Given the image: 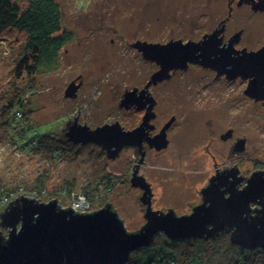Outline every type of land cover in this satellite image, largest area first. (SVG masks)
<instances>
[{"label": "rangeland", "instance_id": "obj_1", "mask_svg": "<svg viewBox=\"0 0 264 264\" xmlns=\"http://www.w3.org/2000/svg\"><path fill=\"white\" fill-rule=\"evenodd\" d=\"M15 1L27 5V0ZM55 1L62 11L63 29L73 39L50 66L35 73L18 68L22 46L9 34L0 36V216L23 194L45 202L57 198L64 208L85 197L93 200L95 210L112 203L127 229L135 231L145 223V209L141 190L129 180L133 150L110 158L94 143L69 141L68 125L77 118L92 128L116 120L127 126L134 113L126 115L119 104L125 88L138 81L136 74L144 62L128 42L201 33L228 15L229 0ZM256 25L246 9L238 10L231 20L233 29L250 31ZM195 72L205 75L191 71L190 88L180 92L166 82L159 92L168 116L176 114L178 121L169 132V147L160 154L150 153L153 165L144 170L152 182L154 208L173 209L178 216L198 201L197 189L217 163L238 160L248 177L254 170H264V105L250 103L242 90L203 84ZM80 79L84 86H79L76 96H66L68 85ZM165 120L160 116L158 122ZM229 128H234V136L224 141L220 134ZM43 134L44 144L54 136L71 145L61 154L46 153L39 147ZM236 137L247 139L240 157L231 153ZM255 162L263 164L262 169H255ZM0 231L8 235L9 229L0 224ZM184 241L173 244L159 233L149 245L132 252L129 264H142L159 252L191 264H231L239 255L240 247L231 243L229 232L193 240L194 247Z\"/></svg>", "mask_w": 264, "mask_h": 264}, {"label": "water", "instance_id": "obj_2", "mask_svg": "<svg viewBox=\"0 0 264 264\" xmlns=\"http://www.w3.org/2000/svg\"><path fill=\"white\" fill-rule=\"evenodd\" d=\"M214 35L186 43L138 40L134 46L162 67L153 74L151 82L162 80L171 68L185 67L197 56L220 72L231 65L245 76L251 73L258 79L264 76V47L257 52L243 50L240 56L231 58L226 52L216 50ZM79 86L80 83L72 81L65 95L76 96ZM251 89L252 83L247 91L251 93ZM135 91L137 89L125 94L121 106L134 104ZM145 123L126 131L119 121L96 128L75 122L68 126L66 136L75 144L101 145L110 158H115L124 145L141 139ZM170 123L157 136L161 137L163 145ZM245 143L246 138L238 142L241 149ZM244 180L237 170L222 174L217 183L203 189L202 204L195 206L190 214L178 216L174 210L152 209L150 183L136 171L132 184L143 190L141 200L147 205L146 223L137 231L127 229L118 211L107 204L109 202L95 211L80 213L70 206L62 207L57 198L45 202L23 194L10 202L0 216V224L9 229L8 235L0 231V264H128L132 252L149 245L159 233L180 241L215 238L229 232L233 245L249 252L264 250V170L254 171L240 188Z\"/></svg>", "mask_w": 264, "mask_h": 264}, {"label": "flooded vegetation", "instance_id": "obj_3", "mask_svg": "<svg viewBox=\"0 0 264 264\" xmlns=\"http://www.w3.org/2000/svg\"><path fill=\"white\" fill-rule=\"evenodd\" d=\"M228 7L229 9L227 16L226 15L221 16L220 18L217 19L218 21H216L213 26H210L209 28L208 27L205 28V30L202 31L201 33L190 34L189 36H177V37L174 36L164 41L150 40L147 39L146 37H143L142 39H136L135 41L128 42L132 50L137 51L138 52L137 55H141V61L143 59L144 62L142 63L143 65L141 66L140 71L139 72L137 71L138 73L136 74V76H138L137 77L138 81H135L133 85L127 86L122 95V99H123L126 93L128 94L129 91L137 89V91H135L133 95L135 99L134 104L128 107L126 106L123 107L121 106V101H122L121 99L119 106L120 109L126 113V115L128 113H134L135 117L132 121H129L127 119V126L122 124L120 120L112 121L111 123L119 121L123 126L124 130L130 131L137 128L144 122H147L144 125V132L141 135V139L140 138L136 139L137 142L134 144L124 145L121 151L128 149L133 150L134 159H131V167L128 169L132 177H129L130 178L129 180L132 184V178L136 171L139 175L143 176L146 179V181L150 183L151 186V190H152L151 202H153L154 199L153 186L151 180L149 179V176L146 175L147 173L144 171L145 169L151 168V166L153 165V163L148 160V156L150 155V153H154V154L163 153V151L169 147V145L171 144V138L169 136V132L171 131L173 126L176 125L178 121L176 114H171L170 116H168L169 113L167 107L161 105V102L158 98L159 92L162 89H164L163 85L166 82H170L172 84L170 85V88L171 87L176 88L181 92L182 91L181 89H185V88L188 89L191 87V85L190 86L188 85V81H187V79L189 80L193 79L192 74H190V72L199 70L200 72L205 73V75L203 74L201 75L195 72L199 76V78L202 79L203 84L215 85L217 88H220V86L221 87L229 86L239 90V93L240 90H242L244 96L250 103L254 105L259 103L264 105V96H262L264 95V76L261 79H258L256 75H253L252 73L250 74V76H245L239 73L238 71H236L235 68H233L231 65H228L226 68L224 67L225 70L223 72H220L215 66H213V64H204V62H201L202 58L197 56L196 59L193 58L194 60L188 61L185 67L174 66L167 72V76H165L162 80L158 82H151L153 74L158 72L162 67L157 61L146 58L143 55V53L137 47L134 46V43L137 42L138 40L148 41L152 43H157V42L167 43L171 40H182L184 43H186L187 41L199 42L204 40L205 37L209 38V35L215 34L214 37L216 40V50L226 52V54L231 58H237L242 54L243 50L252 51V52H257L261 50L264 47V0H229ZM241 9L244 10L246 9L247 11H249V15L251 19L254 18L257 23L256 27L255 28L253 27L252 29H250V31H247L246 28L243 27L237 29H233L231 27V20L234 18L235 13ZM220 55L221 53L218 52L217 56ZM213 57H215V54H213ZM137 66L138 65H136V68ZM262 66H264V64H262ZM146 72L148 76H146ZM199 82L200 80H196L195 83H199ZM78 83H80V88L84 86V82L82 79H80ZM250 83H252L253 85V89H251L252 94L247 91ZM160 116L162 118H166V120L163 121V123L158 122ZM170 121L171 123L166 129L167 141L165 142V145H163L162 144L163 140H161V137L158 138L157 136L162 133L163 129ZM75 122L81 123L77 118L74 119V123ZM81 124H86V123H81ZM233 136H234V128H229L225 133L223 132L220 134L221 139L224 141L231 140ZM241 139L242 137H236L235 142L231 145V153L234 156L237 154V157H240V153L243 152L247 147V139H246L244 149H241L242 145L238 144V142ZM98 146L102 149V151H105L107 154V150L103 149L101 145ZM255 167H256L255 169L257 168L262 169L261 167H263V164L260 165V163L255 162ZM231 170H237L239 177L242 176L245 177V180L239 186L240 188H242L246 184V178L248 176L243 174L238 160L234 161L232 159V161L230 162H223L221 164L217 163L213 173L210 175L207 173L205 175L206 182L203 185H201L200 188L197 189L199 195L198 201L191 207V209L188 212L185 213L190 214L195 206L200 205L204 202L203 189H205L211 183H217L218 177L220 179L222 177V174H229ZM136 188L140 189L142 192L140 196V200H141V197L143 195V190L139 187ZM89 202L93 203V200ZM107 204H111L113 206L112 203H107ZM143 205L146 213L147 205L146 204ZM253 207H256V205H253ZM152 209L163 212L173 210V209L164 210L160 208H154L153 204H152ZM92 211H95L94 207L90 208V210L87 212H92ZM145 213H144V217H145ZM145 223H146V218H145ZM139 229L140 228L135 229V231Z\"/></svg>", "mask_w": 264, "mask_h": 264}, {"label": "trees", "instance_id": "obj_4", "mask_svg": "<svg viewBox=\"0 0 264 264\" xmlns=\"http://www.w3.org/2000/svg\"><path fill=\"white\" fill-rule=\"evenodd\" d=\"M4 34L13 36L23 48L18 68L21 66V69L34 71V73L55 62L62 48L73 39V34L63 29L62 11L55 0H27L25 7H21L15 0H0V36ZM20 62L23 64L20 65ZM18 104L21 105V101ZM15 117L19 120L18 114H15ZM40 137L39 147L41 149L44 147L46 153L61 154L71 145L67 141L62 143L56 141L54 136H50L48 142L44 144V134ZM176 242L179 241L172 243ZM187 242L190 246H197L193 240L184 241V243ZM236 253L239 255L233 259L231 264H264V250L257 249L255 252H249L240 248L236 249ZM176 260L175 255L170 252H159L142 264H176V262L191 264ZM130 261L131 258L128 264ZM200 263L202 264V261Z\"/></svg>", "mask_w": 264, "mask_h": 264}, {"label": "built area", "instance_id": "obj_5", "mask_svg": "<svg viewBox=\"0 0 264 264\" xmlns=\"http://www.w3.org/2000/svg\"><path fill=\"white\" fill-rule=\"evenodd\" d=\"M72 208L80 213L87 212L90 210L91 204L87 198L81 197L74 203V205H72Z\"/></svg>", "mask_w": 264, "mask_h": 264}, {"label": "bare ground", "instance_id": "obj_6", "mask_svg": "<svg viewBox=\"0 0 264 264\" xmlns=\"http://www.w3.org/2000/svg\"><path fill=\"white\" fill-rule=\"evenodd\" d=\"M181 241V240H180ZM184 241V240H183Z\"/></svg>", "mask_w": 264, "mask_h": 264}]
</instances>
